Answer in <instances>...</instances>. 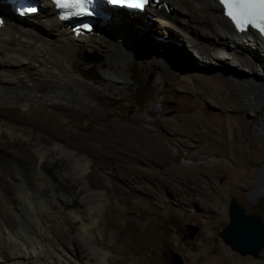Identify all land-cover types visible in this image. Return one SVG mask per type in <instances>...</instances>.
I'll list each match as a JSON object with an SVG mask.
<instances>
[{
  "label": "bare ground",
  "instance_id": "obj_1",
  "mask_svg": "<svg viewBox=\"0 0 264 264\" xmlns=\"http://www.w3.org/2000/svg\"><path fill=\"white\" fill-rule=\"evenodd\" d=\"M42 2L44 9L24 17L0 5V264H114L108 256L119 249L106 228L111 213H103L110 199L106 175L97 180L88 171L90 160L77 143L83 137L70 130L79 105L104 89L75 68L79 53H101L103 77L114 87L137 84L128 71L134 61L188 82L193 73L205 79L217 66L250 113L260 114L256 127L264 132V36L251 26L239 33L218 0H154L146 13L108 9L110 17L86 29L59 18L49 0ZM185 46L192 53H184ZM215 96L221 98L219 89ZM53 111L72 116L65 128L55 116L59 132L46 121ZM121 127V136L136 138L138 149L164 154L149 135ZM259 177L245 185L254 199L264 194V169ZM137 178L134 189L144 183ZM156 189L160 202L161 186ZM120 198L112 210L120 212Z\"/></svg>",
  "mask_w": 264,
  "mask_h": 264
},
{
  "label": "rangeland",
  "instance_id": "obj_2",
  "mask_svg": "<svg viewBox=\"0 0 264 264\" xmlns=\"http://www.w3.org/2000/svg\"><path fill=\"white\" fill-rule=\"evenodd\" d=\"M185 51L192 53L189 47ZM86 53L97 54L101 60L86 62ZM78 56L75 68L94 86L104 87L90 93L91 103L79 105L83 113L73 118L70 130L83 137L77 143L90 160L88 171H94L96 179L106 175L103 182L109 187L110 199L103 213H111L106 228L116 242H111L113 248L119 249L115 256H108L110 261L171 264L177 252L185 264H264V250L258 258L240 256L219 236L229 223L233 197L264 219V194L252 199L245 187L260 181L264 169V132L256 127L260 114L250 113L219 67L208 70L205 79L193 73L188 82L175 75L162 76L156 68L134 61L128 71L137 84L114 87L103 77L107 62L101 53L82 50ZM212 83L221 98L215 96ZM158 101L160 108L155 107ZM56 112L46 117L53 132H59L57 124L65 128L72 118L67 112L66 116H56ZM195 118H200V124ZM121 126L149 135L164 154L156 155L150 147L138 149L136 138L121 136ZM257 156L258 162L254 161ZM218 163L226 164L216 171L213 167ZM143 170L140 177L138 172ZM137 177L144 182L140 189L133 188L139 185ZM158 184L160 202L154 199ZM114 198H120V212L112 210ZM225 218L227 222L222 223ZM188 225L199 227L194 238L188 237Z\"/></svg>",
  "mask_w": 264,
  "mask_h": 264
},
{
  "label": "water",
  "instance_id": "obj_3",
  "mask_svg": "<svg viewBox=\"0 0 264 264\" xmlns=\"http://www.w3.org/2000/svg\"><path fill=\"white\" fill-rule=\"evenodd\" d=\"M96 20L98 21V19ZM83 60L89 63H98L101 58L97 54L86 53ZM152 77L151 74L149 82ZM229 218L228 225L219 232L224 243L240 256L260 257L264 250V223L261 216L251 214L233 197L229 203ZM198 231V226L188 225L189 238H194ZM171 264L185 263L182 256L175 252L172 255Z\"/></svg>",
  "mask_w": 264,
  "mask_h": 264
},
{
  "label": "snow or ice",
  "instance_id": "obj_4",
  "mask_svg": "<svg viewBox=\"0 0 264 264\" xmlns=\"http://www.w3.org/2000/svg\"><path fill=\"white\" fill-rule=\"evenodd\" d=\"M87 2L88 0H54L57 8L67 10L65 15L85 14L88 11ZM111 2L130 3L134 7L143 8L147 0H111ZM219 3L223 7L224 14L238 30L251 26L264 34V0H219ZM25 11L32 12L35 9L29 8Z\"/></svg>",
  "mask_w": 264,
  "mask_h": 264
},
{
  "label": "flooded vegetation",
  "instance_id": "obj_5",
  "mask_svg": "<svg viewBox=\"0 0 264 264\" xmlns=\"http://www.w3.org/2000/svg\"><path fill=\"white\" fill-rule=\"evenodd\" d=\"M262 218V217H261ZM263 219V218H262ZM263 223H264V219H263Z\"/></svg>",
  "mask_w": 264,
  "mask_h": 264
}]
</instances>
